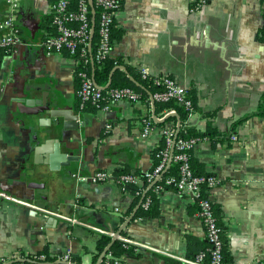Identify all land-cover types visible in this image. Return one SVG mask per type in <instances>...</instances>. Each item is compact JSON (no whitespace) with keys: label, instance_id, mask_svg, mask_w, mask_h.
<instances>
[{"label":"crops","instance_id":"obj_1","mask_svg":"<svg viewBox=\"0 0 264 264\" xmlns=\"http://www.w3.org/2000/svg\"><path fill=\"white\" fill-rule=\"evenodd\" d=\"M54 1L21 0L16 25L22 43L0 49V193L15 199L0 195V264L40 252L58 258L69 248L76 263L95 264L97 241L107 235L97 229L117 232L142 196L137 199L115 180L93 183L72 174L118 175L126 169L144 175L154 169L163 143L161 126L142 135V120L154 119L155 105L140 91L135 102L79 110L78 60L41 45L54 33L49 22ZM194 5V0H122L110 58L118 62L114 72L124 70L129 79L130 69L148 68L151 76L170 75L188 89L195 113L185 123L205 135L192 152V167L220 179L211 196L228 242L227 264H264V0ZM5 11L6 0H0V19ZM32 81L41 89L27 93ZM44 95L55 107L81 111L86 122L81 131L64 129L63 121L51 124L43 105L25 102ZM173 123L179 118L165 121ZM32 181L46 186L33 187ZM157 199L154 215L134 216L121 234L162 251L136 248L122 255L131 264H182L171 255L192 257L206 245L199 207L190 196L172 188Z\"/></svg>","mask_w":264,"mask_h":264},{"label":"built area","instance_id":"obj_2","mask_svg":"<svg viewBox=\"0 0 264 264\" xmlns=\"http://www.w3.org/2000/svg\"><path fill=\"white\" fill-rule=\"evenodd\" d=\"M21 0H6V11L4 17L0 19V49H11L22 43L20 31L16 25V18L19 12ZM194 8L199 9L207 5L211 0H194ZM121 6V0H55L51 6L52 27L54 33L48 35L41 45L48 51L66 53L67 55L79 59L88 58L93 62H102L109 58L113 48V29L116 22V13ZM95 10V15L93 14ZM95 17V31L93 34V21ZM143 78H152L153 83L159 88L152 95L154 101L169 102L175 101L183 105L188 111L186 120L192 118L195 113L194 103L190 99L188 89L180 84L170 75L151 76L148 68H142ZM80 87L77 91L79 100V110H85L88 106L98 109L109 110L114 104L123 101H138L142 95L131 86L114 87L109 89L99 88L93 76L86 70L79 72ZM170 112H166L163 116ZM178 124H165L162 127L163 145L157 152L159 163L152 171L145 173L148 185L154 187V191L160 193L163 185L156 184L163 177L164 171L169 165L170 159L178 165L179 172L175 176H169L166 183L172 185L177 192L188 195L199 207V216L206 229V239L208 248L199 251L193 257H182L171 255L182 264H226L224 261V237L219 218L216 214L215 206L211 196V190L220 184V179L213 174H198L192 168L191 157L200 137L176 138ZM156 128L154 119L148 115L142 120V135L149 136ZM233 139H237L234 135ZM175 141V143H174ZM174 152L172 154V147ZM72 176L80 181H90L93 183H104L115 180L123 190H127V184L137 185L135 194L144 196L142 205L148 208L152 198L146 195L142 177L132 173H122L115 175L107 170H99L93 175L73 173ZM156 184V185H155ZM9 199H14L9 195L0 193ZM15 200V199H14ZM18 202L31 207H40L22 200ZM66 220L77 223V219L61 215ZM143 219L139 217L138 220ZM102 234L117 237L127 246L135 248L147 247L162 251V249L141 243L134 238L117 232H109L97 229ZM72 249H67L58 258H50L45 252L37 253L31 257L21 255L14 256L7 260L3 258V263L15 264H75ZM164 252V251H163ZM101 264H131L122 256H114L107 252Z\"/></svg>","mask_w":264,"mask_h":264},{"label":"trees","instance_id":"obj_3","mask_svg":"<svg viewBox=\"0 0 264 264\" xmlns=\"http://www.w3.org/2000/svg\"><path fill=\"white\" fill-rule=\"evenodd\" d=\"M122 1V0H121ZM49 22L51 23L52 26V17H49ZM114 34V32H113ZM4 49V48H1ZM79 64L77 66L76 69V84H77V88L79 89L80 87V77H79V72L82 70H86L88 73H90L92 76L94 74L96 82L101 85V86H105L107 85L108 81H109V77H110V73L112 71V69L118 64V62L115 59H111L110 57L105 59L102 62H93L90 58H88V60L86 61L85 59H79ZM131 74L134 76V78L136 79V81L139 84H135L134 82H132L129 77L127 76L126 72L124 70H117L116 72H114L113 75V83L109 88H114V87H125V86H131L133 88H135L137 91H140L142 93V95H144L145 97H147L148 99H152V95L155 91H157L159 88L153 83L152 78H143L141 72L139 71H134L130 69ZM107 88V89H109ZM190 94V93H189ZM190 99L193 101L194 99L192 98L191 94H190ZM153 100V99H152ZM154 105H155V110H156V114L159 116H163L166 112L171 111V110H175L177 113V116H172L169 119L171 120H177L179 118V121L181 122V127L178 133V138H189L192 136L195 137H200L201 139L204 138V134L199 133L197 131V129L189 124H186V119L188 117V111L186 110V108L181 105L176 103L175 101H169V102H159V101H154ZM194 103V102H193ZM78 105H79V101H78ZM264 104H262L261 106V111L260 113H264ZM195 108V106H194ZM95 110L98 109L94 106H88L86 108V110ZM206 116H208V118L210 116H212L211 113H206ZM154 123L157 126H161L163 127L165 125V122H156L154 120ZM215 128L213 127V125L211 124V121H208V132H210L211 135H214L215 133ZM163 145V143H162ZM162 145L160 147H158L156 149L155 152V158H156V163L155 166L159 163V158L157 156V152L162 148ZM191 163H192V157H191ZM154 166V167H155ZM193 168V167H192ZM194 170V169H193ZM195 171V170H194ZM179 172L178 169V165L175 162H172L167 171L166 174L157 181L156 184H161L163 185V190L166 189H175L172 185L167 184L166 183V179L169 176H175L177 175ZM196 172V171H195ZM122 173H129L126 169H121L118 170L117 174L120 175ZM197 173V172H196ZM198 174H203V173H198ZM136 175V174H135ZM140 177H142L143 179V186H145V191H146V195L150 196L152 198V202L149 205L148 208H145L143 205L139 208V210L137 211L135 218H139V217H145V216H151L154 215L156 212V208H157V203H158V199H157V195L158 193L154 191V187H148V182L147 179L144 175H141ZM155 184V185H156ZM127 190H130L131 192L135 193L136 190L138 189L137 185H132V184H127ZM162 190V191H163ZM176 190V189H175ZM137 199H139V195L136 196ZM134 218V219H135ZM223 231V229H222ZM223 237H224V231H223ZM112 241V237L108 236V235H102L99 240L97 241V245H96V251L94 254V263L97 262L99 255L102 253V251L107 247V245ZM194 242L193 238L190 237V244ZM227 246H228V242L224 237V261L227 264L228 262V258H227ZM208 248V242L206 241V245L203 246L199 251L207 249ZM136 248L134 246H127L124 242H122L120 239H116L111 248H110V252L114 255V256H122V255H127V254H131L134 252ZM199 251H197L196 253H198ZM195 253V254H196ZM194 254V255H195ZM192 255V257L194 256ZM171 263L173 264H181L178 261H171ZM34 264H39L37 262H34Z\"/></svg>","mask_w":264,"mask_h":264},{"label":"water","instance_id":"obj_4","mask_svg":"<svg viewBox=\"0 0 264 264\" xmlns=\"http://www.w3.org/2000/svg\"><path fill=\"white\" fill-rule=\"evenodd\" d=\"M93 14L95 15V10H93ZM93 34H94V31H95V17H94V21H93ZM92 61H93V58H92ZM118 68L115 67L112 71H111V76L113 75L114 71ZM93 78H94V82L95 84L101 88V89H107L110 87V84H111V81L108 85L106 86H101L99 85L97 82H96V79H95V76L93 74ZM130 79L136 83V84H139L133 77L130 76ZM25 88V87H24ZM41 89V87L39 85H35V82H30V85L27 86L26 88V92L27 93H33L34 91H39ZM23 93H25L23 91ZM49 93V92H48ZM56 101L58 102L59 100V97L56 96ZM25 102L28 106H33L36 104L38 105H43L46 109H45V112H47L49 114V118L51 119V124L55 125V126H58L59 125V122L60 121H63V128L64 129H68L70 131H81L82 127L85 126L86 122L85 120H83V114H81L82 110L81 111H77L73 108V107H67V108H61L60 106H57L55 107V100H52L51 102L48 101L47 97H45V95L41 98V99H34V98H29V99H25ZM153 103L154 100H153ZM153 116H154V119L156 120V122L160 123V122H165L168 118L172 117V116H177V113L176 112H170L168 113L167 115H165L164 117H157L156 116V113H155V109L153 110ZM180 127H181V122L179 121L178 125H177V134H176V137H175V141H176V138L178 136V133H179V130H180ZM48 134H52V130H49ZM174 141V143H175ZM174 152V145L172 147V154ZM171 159H170V162H169V165L171 164ZM66 165H70V162ZM30 185L33 186V187H45L46 184L45 183H38V182H35V181H32L30 182ZM144 200V196L142 197L139 205L136 207V209L132 212V214L129 216V218L126 220V222L124 223V225L121 227V229H119L117 231V235L121 234L122 232V229L126 226L129 225V223L133 220L134 216L136 215L137 213V210L139 209L141 203L143 202ZM117 239V237H114L112 239V241L107 245V247L102 251V253L99 255V258L97 260V262L95 264H101L103 259L105 258L107 252L110 250L113 242ZM75 264H80V263H76Z\"/></svg>","mask_w":264,"mask_h":264}]
</instances>
